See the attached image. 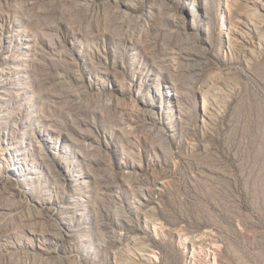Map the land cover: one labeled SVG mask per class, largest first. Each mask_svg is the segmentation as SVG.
I'll return each instance as SVG.
<instances>
[{"label": "rangeland", "instance_id": "rangeland-1", "mask_svg": "<svg viewBox=\"0 0 264 264\" xmlns=\"http://www.w3.org/2000/svg\"><path fill=\"white\" fill-rule=\"evenodd\" d=\"M0 264H264V0H0Z\"/></svg>", "mask_w": 264, "mask_h": 264}]
</instances>
